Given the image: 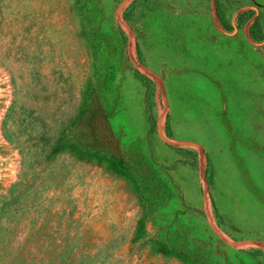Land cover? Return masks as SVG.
<instances>
[{
    "label": "rangeland",
    "instance_id": "1",
    "mask_svg": "<svg viewBox=\"0 0 264 264\" xmlns=\"http://www.w3.org/2000/svg\"><path fill=\"white\" fill-rule=\"evenodd\" d=\"M0 264H264V0H0Z\"/></svg>",
    "mask_w": 264,
    "mask_h": 264
}]
</instances>
